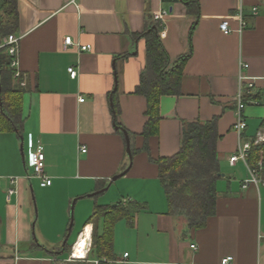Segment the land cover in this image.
Masks as SVG:
<instances>
[{
	"label": "crops",
	"instance_id": "crops-1",
	"mask_svg": "<svg viewBox=\"0 0 264 264\" xmlns=\"http://www.w3.org/2000/svg\"><path fill=\"white\" fill-rule=\"evenodd\" d=\"M17 5L19 69L26 88L24 131L19 135L0 112V264L65 260L60 248L65 246L73 200L78 204L88 196H106L112 187L113 195L99 205H117L122 199L135 204L115 226L117 259L128 252L127 264H222L228 256L233 257L231 264H264V184L243 187L250 178L249 163L230 162L240 142L233 128L240 71L255 78L254 92L264 85V0H199L198 18L181 1L18 0ZM163 11L169 14L161 21L160 38L172 63L191 50L192 55L179 93L161 97L159 130L147 139V99L135 93L146 65V42L134 36L145 31L148 17ZM226 18L229 34L220 30ZM67 37L73 45L65 44ZM79 44L92 49L82 51ZM241 62L249 67L241 69ZM70 66L78 68L75 79ZM114 99L118 123L132 134L131 158L112 111ZM242 116L247 122L242 137L254 140L264 130V102L247 103ZM214 118L224 175L216 184V213L195 228L184 216L170 213L152 159L180 151L184 123L205 124ZM37 140L44 147L50 186L26 177ZM11 188L16 193L8 196ZM94 204L79 225L77 239L85 226L93 231L94 223L87 222Z\"/></svg>",
	"mask_w": 264,
	"mask_h": 264
},
{
	"label": "trees",
	"instance_id": "trees-1",
	"mask_svg": "<svg viewBox=\"0 0 264 264\" xmlns=\"http://www.w3.org/2000/svg\"><path fill=\"white\" fill-rule=\"evenodd\" d=\"M164 1L184 2L188 5L189 12L194 11L197 18L199 16V0ZM17 4L18 0H0V45L7 36L19 32L20 13ZM162 29L160 20L148 17L145 31L134 36L135 39H144L146 42V65L135 93L147 99L146 115L149 119L143 131L147 139L156 135L159 130L161 97L179 93L184 66L192 55L191 50L172 63L161 42ZM14 81L11 57L6 47H0V112L18 134L23 135V99L26 88L17 82L13 84ZM261 97L262 92L256 91L251 95H245L244 101ZM112 111L118 131L124 134L126 130L117 121L119 105L115 99ZM217 121L218 119L214 118L205 124L198 121L184 123L180 151L171 157L152 159L159 167V179L166 193L170 213L184 216L190 227H203L207 219L216 213V184L222 175L217 159L216 144L219 137ZM261 128L264 129V119ZM128 134L132 136L130 132ZM144 149L149 151L147 143ZM134 153L132 150L133 155ZM248 163L252 169L259 170L261 177L264 178V142L252 143ZM134 206L135 204H129L124 199L115 206L99 204L95 206L94 214L87 222L94 223L93 247L88 260L79 261L77 264H94L92 260L95 259L99 260L100 264H106L104 259H117L114 250L115 226L121 219L130 215ZM100 221L103 223L101 232L98 225ZM73 244L70 246L67 243L60 250L70 253Z\"/></svg>",
	"mask_w": 264,
	"mask_h": 264
},
{
	"label": "built area",
	"instance_id": "built-area-1",
	"mask_svg": "<svg viewBox=\"0 0 264 264\" xmlns=\"http://www.w3.org/2000/svg\"><path fill=\"white\" fill-rule=\"evenodd\" d=\"M72 2L77 4V0H72ZM168 14L169 13L167 11H163L161 13L156 14L155 19L163 21L164 18ZM220 30L225 34H229L232 32V28L230 26L229 18L224 19L220 23ZM21 39H22L21 35L10 34L9 36H7L4 39V42L0 47H3V46L6 47L7 53L11 57V67L14 69V79L17 81V83H20L21 85H25V83L23 81L21 82V80H20L21 71L19 69V51H20ZM65 44L66 45H73L74 42H73L71 37H67L65 39ZM79 45H80V49L82 51H89L92 49V46L89 44H85V45L79 44ZM240 66H241V69H244V68L247 69L249 67V65L247 63H243V62H241ZM68 72H69V75L72 79L77 78L79 75L78 68L76 66H70L68 68ZM239 80H240L241 85H240L239 95L237 98L238 103H239L238 104V114H237V121L234 124L233 128L236 132L239 133L240 142H239V148L237 149L235 154H233L230 158V162L232 164H234L235 162H237L239 160H243L244 162L248 163V156H249V152H250L252 143L254 142L255 144H258L261 140L264 139V135H263L264 133H262V132L258 133L257 137L254 140H245L242 137L243 132L247 128V122L245 121V119L242 116L243 109L245 108L247 103L260 104L261 102H264V85H263L262 90H261L262 97L260 99L259 98H253V99H250L247 102H245L244 101L245 95H251L256 90V80L254 77H251V76L244 74V72L242 70L239 73ZM84 100H85V98H81V102H84ZM86 151H87V148L85 146H83L82 152H86ZM45 160H46V158H45L44 147H43L42 143L39 140H37L34 143V148H33L32 161H31V165H30L31 172H29L26 177L29 180L39 179L42 187L50 186L52 184V179L45 174V170H44L45 169ZM260 168H261V164H260ZM11 181H12V183L16 182L14 178H12ZM251 183L264 184V178L261 177L259 170H257V169L255 170V169L251 168L250 178L245 180L243 187H247ZM14 193H16V189L11 188L8 191V196H11ZM85 228H86V226L84 227V229ZM81 234H80V236H81ZM77 240L75 241V243L77 242ZM75 243L72 246V249L69 253V257L63 261H60L58 264H69L70 262H73L74 260L82 261V260L88 259V254H89V251L91 250V246H92V240L90 241V245L88 247L87 255L83 256V257H75L74 256L73 249H74ZM192 247L195 249L196 245L193 244ZM128 257H129V253L126 252L124 254L123 258H120V259L118 258V259H114V260L104 259V262L106 264H127L128 263ZM232 261H233V257L228 256V257L224 258L221 263L222 264H231ZM94 263L100 264V261L96 260V261H94Z\"/></svg>",
	"mask_w": 264,
	"mask_h": 264
},
{
	"label": "rangeland",
	"instance_id": "rangeland-1",
	"mask_svg": "<svg viewBox=\"0 0 264 264\" xmlns=\"http://www.w3.org/2000/svg\"><path fill=\"white\" fill-rule=\"evenodd\" d=\"M262 133H264V130L261 131ZM264 135V134H263ZM264 142V139L261 140L258 144H262ZM35 183L37 184V182L35 181ZM115 188L116 187H112V189L107 192L108 195H98V197H85L81 200L78 201V204L75 205V208H74V225L75 227L73 226V229H72V233L70 235V238H69V245L71 246L74 241L77 239V234H78V230H79V225L81 223V221H86V220H82L86 215L89 216L93 211L91 210L90 208V205L92 206L93 208V204L96 202L97 204H102L103 203V200H109L107 196H112L113 193L115 192ZM34 203H35V210L37 211V215L39 214V205L37 203V197L34 195ZM77 203V202H76ZM116 203H112V205H115ZM95 205V204H94ZM81 213H84V215H82ZM86 216V217H87ZM86 219V218H85ZM76 223V224H75ZM99 227H100V232L102 231V227H103V223L100 222L99 224ZM94 228H93V234H94ZM93 238H92V246H91V249L93 247ZM91 251V250H90ZM90 251H89V254H90ZM68 254V255H67ZM89 254H88V258H89ZM63 256H66L67 258L69 257V252L68 253H63L62 254ZM88 260V259H87ZM97 259L95 260H92V262L96 261ZM91 261V260H90ZM79 262V260H74L73 262H70L69 264H77ZM95 264V263H94Z\"/></svg>",
	"mask_w": 264,
	"mask_h": 264
},
{
	"label": "bare ground",
	"instance_id": "bare-ground-1",
	"mask_svg": "<svg viewBox=\"0 0 264 264\" xmlns=\"http://www.w3.org/2000/svg\"><path fill=\"white\" fill-rule=\"evenodd\" d=\"M92 236V226L87 225L74 245L73 252L75 257H83L87 255L88 247L90 245V241L92 240Z\"/></svg>",
	"mask_w": 264,
	"mask_h": 264
},
{
	"label": "water",
	"instance_id": "water-1",
	"mask_svg": "<svg viewBox=\"0 0 264 264\" xmlns=\"http://www.w3.org/2000/svg\"><path fill=\"white\" fill-rule=\"evenodd\" d=\"M124 134H125V138H126V142H127V153L129 155V157L131 158L132 157L131 138H130V136H129L127 131H124ZM125 173H126V171L113 176L112 180L115 181V180L119 179ZM222 175H224V174H222ZM96 193H99V192H96ZM76 202H77V199H74L73 203H72V206H71V221H70L69 228H68V234H67V236H66V238H65V240L63 242L64 245H66L68 243V240L70 238V235H71V232H72V229H73V226H74V213L73 212H74V208H75Z\"/></svg>",
	"mask_w": 264,
	"mask_h": 264
}]
</instances>
